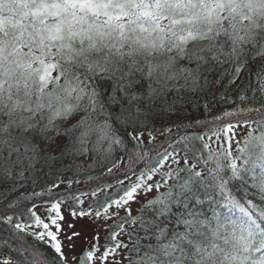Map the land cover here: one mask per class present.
<instances>
[{
    "label": "snow or ice",
    "instance_id": "snow-or-ice-1",
    "mask_svg": "<svg viewBox=\"0 0 264 264\" xmlns=\"http://www.w3.org/2000/svg\"><path fill=\"white\" fill-rule=\"evenodd\" d=\"M258 58L264 0H0V174L21 181L10 191L54 165L109 176L123 165L128 181L117 176L118 194L85 210L75 207L79 181L56 176L32 192L48 204L44 218L32 206L0 211L10 238L0 245L16 264H264V82L240 90L244 107L194 115L211 110L208 97L231 99L227 89ZM198 125L207 138L189 135ZM62 205L111 229L99 256L98 232L82 258L68 254L81 233Z\"/></svg>",
    "mask_w": 264,
    "mask_h": 264
},
{
    "label": "rangeland",
    "instance_id": "rangeland-1",
    "mask_svg": "<svg viewBox=\"0 0 264 264\" xmlns=\"http://www.w3.org/2000/svg\"><path fill=\"white\" fill-rule=\"evenodd\" d=\"M243 73H244V70L241 72L240 78L236 82V85H232L231 87H229L227 89V93H229V96L231 97V99L225 101V103H224L225 110H227V111L234 110L235 108H237L238 105L240 107L246 106L245 104H241L239 99H238V93L241 90V86L246 83V81H245L246 77H244ZM257 82H258V84L261 87V83L264 82V76H261L260 79H257ZM237 85H239V88H237ZM194 98H198V97H194ZM233 101H236V102L233 103ZM218 105L222 106V102L219 103ZM213 117L214 116H211V118L209 117V118H207V120L208 119L212 120ZM177 122L180 123V121H177ZM165 123H171V121H168V122H165ZM189 123H190V121H188V124ZM180 129L173 128V133L177 132ZM206 131L208 132V127L206 128ZM153 135L156 136V139L153 141V143L159 145L162 142H164L165 137L168 134L165 133L164 135H160L159 133L154 131ZM246 135H247L246 129L239 128V129L236 130V138L235 139L239 140L241 142V144H242L243 143V139H244V137ZM204 136H205V138H207V135H204ZM192 144H194V143L192 142ZM144 145H145V148H147L148 140H147L146 136H145V139H144ZM194 145H195L196 148H198L196 144H194ZM212 147L215 148L216 144L213 143ZM237 148H238V145L235 142H233L232 145H231V149H232L233 155H236ZM131 151H132V149H131V147H129L128 152H125L123 154V158H124L125 163L128 162L129 155H130ZM53 154H56V153H53ZM151 155L152 154L149 152V157ZM89 158H91V155H90ZM67 159L69 161H71L72 158L69 157ZM83 159L84 158H80V160H83ZM77 162H79V161H77ZM191 162H193V161L190 159V163ZM57 166L58 165H54L52 171H49L45 167L44 171H45V173H47L46 175H41V174L37 173L38 179H37V183H36L35 186H33V184L31 183V180H29L28 183L25 184L24 187H18L16 191H10V189L13 186H15V185H17L18 183L21 182L20 178L16 175V173L13 172V176L11 178H8V177L4 176L3 174H0V181L3 180L5 182H9V185L4 187V188L1 187V185H0V201H4V199H7V198L8 199L13 198V196L19 195V193L27 195V194H31L33 191H37V190L39 191V190H41V186L42 185H45L46 183L50 182L56 176H60L64 180H68V179L78 180L79 183H74L72 185L73 189L77 188V187L85 186V185L93 183V182L96 183V184L93 185V187H91V188L86 187L83 191L78 189V191H79L78 194H80V193H85V194L80 196V199L83 201V203L82 204H76V205H78L79 208H83L85 210H88L90 205L92 206V208H98L100 205H103L105 203L106 199H107L106 196H108L110 193H113V197L117 194L116 191L120 187L117 184V181H116V177L117 176H119L120 179L125 180L126 184L128 183V181L122 175L123 171L126 170L123 165L121 166V168L119 170L113 169V173H112L111 176L107 175L105 173V170L100 168V167H97L94 170L85 168V169H81L79 171H76L74 166H73V170L72 171L57 172L55 170ZM211 166L212 165L209 164V167H211ZM199 167H201V166L198 165V169H199ZM29 176H30V173L26 172L25 173V177L27 178ZM88 177H92V179L89 180ZM106 179H108V181L110 179H114V180L111 181L112 183H108V182L105 181ZM105 184H110V185H112V187H105L103 191H98L95 196L92 195V191L95 190L97 188V186H103ZM64 187H65V185H61V189L60 190H63ZM151 195L152 194H150L147 198L150 199ZM16 200H18V198H16ZM47 207H48V204L45 202V203H42L40 205H36L34 210L36 211L37 215L41 216V218H44ZM132 208H133V215H136L137 214V210L139 208V204H133ZM61 210H62L63 214L65 215L66 219L68 221H71V222L75 223L76 230L81 233L80 238L76 242V247H75L74 252L68 253V254L69 255H75L78 258H82L84 253L87 250L91 249L92 238H93L94 234H96L98 232V234H99L100 252L96 253V255L99 256L100 253H102L104 251V246H105L106 241H107L106 238H107L108 232L111 231V230L108 229L106 225L101 227V225L103 224V221H97L96 223H93L89 217L73 218V217L69 216L68 215V207H67V205H62V209ZM121 215H123V212L121 213ZM19 219H20V221H22L24 223H28V222H26L25 218L21 217ZM109 223H111V222H109ZM3 236L6 237L7 239H10L9 238V234H3ZM0 237H2V236L0 235ZM1 248H3L2 245H0V260H3L4 258L10 256L11 259H12V264H16V259H15L16 256L13 258L11 255H7L6 252L3 251ZM13 248H16V246H14ZM111 260H112V257H109L107 261H103L102 262L100 260H92V261H88L89 262L88 264H111Z\"/></svg>",
    "mask_w": 264,
    "mask_h": 264
},
{
    "label": "trees",
    "instance_id": "trees-1",
    "mask_svg": "<svg viewBox=\"0 0 264 264\" xmlns=\"http://www.w3.org/2000/svg\"><path fill=\"white\" fill-rule=\"evenodd\" d=\"M261 65H264V58H258L254 61H250L248 66L244 68V77L245 78V81L246 83L244 85L241 86V90L242 89H246L248 88V86L250 85L251 89H259L260 85L258 84L257 82V79H260V74L262 69H261ZM221 92L224 91V89H221L220 90ZM220 95V93H217V97ZM227 95L229 96V93H227ZM257 95V98L259 99L260 98V92L257 91L256 93ZM208 100H209V103H210V111L205 114V115H201V113L199 111H196L194 113V115L199 119V120H205V121H209V119L207 120V118H211V116H216L218 114H220L222 111L225 110V107H224V103L225 101H219L218 99L217 100H213L211 97H208ZM222 102V106L218 105L219 103ZM253 106H256L255 104H253ZM191 111V110H190ZM188 121H190L189 124H192L193 121H192V118L191 116L188 117V119L186 121H184L183 123H186L188 124ZM206 128L204 125H198L196 126L194 129H193V132L192 133H189L190 136H204L206 134H209L207 131H206ZM179 132H181L182 134L184 133V128H181L180 130H178ZM175 133V132H174ZM192 142L194 144L197 145V147L199 148L200 147V142L198 140H192ZM190 157H191V154H190ZM121 177V176H120ZM114 179H110L108 181V179H106L105 181L108 182V183H112L111 181H113ZM96 184L95 182L93 183H90V184H87L85 186H81V187H77V188H74V190H78L80 189L81 191H83L86 187H93V185ZM0 185L1 187H6L9 185V182H5V181H0ZM38 191V190H37ZM40 191V190H39ZM80 191V192H81ZM117 194H118V191H116ZM79 193V191H77V194ZM116 194V195H117ZM79 195V194H78ZM115 195V196H116ZM114 196V197H115ZM107 198H110V197H113V193H110L108 196H106ZM105 197V198H106ZM16 198H18V200H16ZM8 199V198H7ZM4 199V201H0V211H7L9 214L15 212V211H18V210H23L29 206H32L33 209L36 207V205H40L42 204L41 200L39 198H36V197H33L32 196V193L31 194H22V193H19V195H16V196H13V198H10V199ZM7 200V201H6ZM13 201H17V207L14 209V208H9L7 207L11 202ZM75 207L77 209H79L78 205H75ZM25 218L26 222H30L29 221V217L28 215H23V216H20L19 218ZM14 222H15V219H14ZM0 224V235L2 237H0V239H7L6 237L3 236V234H8V232L5 230L4 226ZM111 230V229H110ZM3 233V234H2ZM21 239L27 243V244H32L34 243L32 237L30 236H25L23 233H20L19 234ZM107 240V238H106ZM10 243L12 244V246H16L18 247V244L16 242H12L10 241ZM3 247V246H2ZM3 251L6 252L7 255H11L13 258L16 256V253H9L8 249L3 247L1 248ZM16 259V257H15ZM89 262H87L88 264Z\"/></svg>",
    "mask_w": 264,
    "mask_h": 264
}]
</instances>
